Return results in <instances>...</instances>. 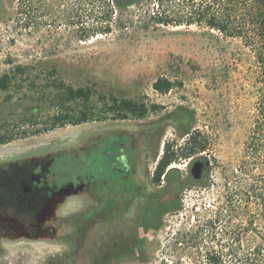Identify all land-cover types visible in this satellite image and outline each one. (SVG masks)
<instances>
[{
	"label": "rangeland",
	"instance_id": "rangeland-1",
	"mask_svg": "<svg viewBox=\"0 0 264 264\" xmlns=\"http://www.w3.org/2000/svg\"><path fill=\"white\" fill-rule=\"evenodd\" d=\"M1 8L0 75H14L17 65L30 68L0 91V135L12 137L0 144V165L46 163L49 192L46 207L28 218L0 209V264H192L185 233L232 196L214 240L208 236L202 245L232 248L240 258L251 252L264 234V215L249 189L256 176L264 187V149L248 147L264 107L251 44L201 25L147 28L142 7L130 8L133 23L106 37L78 42L63 26L60 36L43 29L30 37L15 28L16 6ZM51 65L55 75L47 73ZM158 78L175 85L158 93L152 87ZM58 81L93 88L91 121L51 127L57 108L51 84ZM111 97L160 109L115 119ZM67 106L83 109L80 101ZM192 134L203 148L184 158ZM115 141L119 162L111 172L106 151ZM166 145L177 156L170 167L179 169L181 182L194 160L205 159L208 170L177 196L170 187L181 210L165 214L158 231L146 230L140 218L148 196L163 186L152 179Z\"/></svg>",
	"mask_w": 264,
	"mask_h": 264
},
{
	"label": "trees",
	"instance_id": "trees-1",
	"mask_svg": "<svg viewBox=\"0 0 264 264\" xmlns=\"http://www.w3.org/2000/svg\"><path fill=\"white\" fill-rule=\"evenodd\" d=\"M1 6H16L14 12L15 28H23L30 37L45 33L50 37L60 36L61 27L68 31V36L78 42H87L97 37L111 35L115 29L123 30L133 23L128 14L132 7L144 9L143 22L148 27H181L203 26L204 28L219 33L224 38H238L254 47L257 62L260 65V75L264 85V0H0V22H4L5 12ZM30 65H17L13 74L0 75V91L4 92L15 83V75L28 76ZM47 73L55 75L56 66H50ZM32 82V81H30ZM57 94V108L51 127L79 125L91 121L94 117L92 108L88 106L92 97L96 95L93 88L80 87L73 89L64 85L61 81L51 84ZM175 84L165 78H158L152 87L158 93L169 92ZM109 106L114 112L115 119L133 117L141 119L149 111L156 112L160 107L147 106L143 102H135L131 99L110 98ZM264 100V96L261 98ZM80 101L83 109L71 110L69 102ZM103 104L107 96H99ZM106 105V104H105ZM73 112V113H72ZM248 147L255 151L264 149V107L259 108L256 128L252 131ZM12 141V137L0 135V144ZM192 146L185 148L182 153L184 158H189L199 146V141L192 134L189 139ZM166 145L163 154L159 158L152 181L163 186L155 193L148 196L146 207L141 214V225L146 230L158 231L161 229V218L170 212H179L181 204L176 198L184 185L200 183L208 170L206 167L203 176L194 180L191 176L187 182H181L178 168L170 167L177 161V156ZM259 148V149H258ZM119 149L118 143L113 142L106 151L109 154V166L114 172V164L118 163L115 150ZM207 164V161L203 159ZM254 177V176H253ZM263 176H256V183L249 186L254 198L259 203L260 212L264 215V187L259 184ZM170 187H173L175 198L170 199ZM226 204L218 210L217 215L208 216L203 223H197L187 233L191 237L192 264H264V234L258 233L259 242L245 256H237V250L220 247L212 244L202 245L206 237L214 240V226L221 216V212H230L232 197H228ZM226 208V210H225ZM264 217V216H263ZM205 237V238H204ZM194 249V250H193ZM115 254V253H114ZM227 256L233 257L227 261Z\"/></svg>",
	"mask_w": 264,
	"mask_h": 264
},
{
	"label": "flooded vegetation",
	"instance_id": "flooded-vegetation-1",
	"mask_svg": "<svg viewBox=\"0 0 264 264\" xmlns=\"http://www.w3.org/2000/svg\"><path fill=\"white\" fill-rule=\"evenodd\" d=\"M203 173L208 164L203 159ZM191 168V167H190ZM118 172L122 171L117 169ZM47 164L40 162L33 165L4 164L0 165V209L10 212L13 216L25 219L46 207L48 201Z\"/></svg>",
	"mask_w": 264,
	"mask_h": 264
},
{
	"label": "water",
	"instance_id": "water-1",
	"mask_svg": "<svg viewBox=\"0 0 264 264\" xmlns=\"http://www.w3.org/2000/svg\"><path fill=\"white\" fill-rule=\"evenodd\" d=\"M204 165L201 161H195L190 168V176L194 180H199L202 177Z\"/></svg>",
	"mask_w": 264,
	"mask_h": 264
}]
</instances>
